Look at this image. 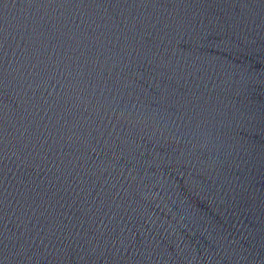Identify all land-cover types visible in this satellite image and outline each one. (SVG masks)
Here are the masks:
<instances>
[{
	"label": "water",
	"instance_id": "95a60500",
	"mask_svg": "<svg viewBox=\"0 0 264 264\" xmlns=\"http://www.w3.org/2000/svg\"><path fill=\"white\" fill-rule=\"evenodd\" d=\"M264 90V0H227Z\"/></svg>",
	"mask_w": 264,
	"mask_h": 264
}]
</instances>
